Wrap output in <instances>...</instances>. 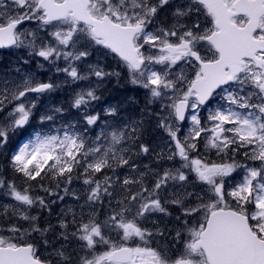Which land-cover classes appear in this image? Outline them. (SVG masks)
Here are the masks:
<instances>
[{
  "label": "snow or ice",
  "instance_id": "1",
  "mask_svg": "<svg viewBox=\"0 0 264 264\" xmlns=\"http://www.w3.org/2000/svg\"><path fill=\"white\" fill-rule=\"evenodd\" d=\"M0 49H28L73 83L96 79L73 97L72 107L84 110L83 125L33 129L12 154L23 186L0 173V190L13 201L0 204V216L28 225L0 227V264H264V0H0ZM93 57L94 64L86 63ZM106 57L166 113L156 114L157 129L167 134L160 150L138 144L141 153H154L155 168L139 171L129 163L144 134L142 120L104 122L95 139L88 136L87 126L100 120L88 114L97 88L120 77L105 70ZM61 60L63 68L56 66ZM60 86L21 68L0 74V149L30 125L41 97ZM202 110L210 127L202 124ZM63 112L48 107L39 121L55 123ZM116 113V106L106 109ZM202 136L216 160L201 156ZM124 166L135 176L117 175ZM81 169L86 198L79 212L61 209L56 246L46 235L55 226L41 227L31 212L51 214L67 195L79 201L68 186ZM160 214L174 226L151 219Z\"/></svg>",
  "mask_w": 264,
  "mask_h": 264
},
{
  "label": "rangeland",
  "instance_id": "2",
  "mask_svg": "<svg viewBox=\"0 0 264 264\" xmlns=\"http://www.w3.org/2000/svg\"><path fill=\"white\" fill-rule=\"evenodd\" d=\"M23 27L28 28V27H31V25H28V26L25 25ZM20 50L25 51V53L27 55H25V58H20L17 60V62H14L11 65L12 68H21V69H23L24 72L32 74L35 78L39 79L40 81H42L44 76H45L46 79H48V80L51 79L53 82H56V83L61 85L57 89L63 90L65 87H68L70 89V92H71V95H66V99L61 98L60 101L56 100V97H52V94L50 96L41 97L40 102L37 104V108L42 109L43 112L45 111L46 108L52 107V106L61 107L64 109V114H67V116L66 117L62 116L63 113L58 115L56 122L53 123V127L55 129L59 128L60 124L62 122L66 123L68 121H79L80 125H83V112H84V110H83V108H81V109L73 108L72 107V101H73L74 94L76 92H79L81 90H86V89H88L90 87H94L96 85L95 77H92L88 81H77V82L73 83L70 80V78H68L66 76V74H64L62 72H59V73L56 72L55 66L51 65L49 62L45 61L43 58L37 57L34 54L30 57L28 49H16L15 52H18ZM25 60L28 61L27 64L23 63V61H25ZM95 62H96V57H95V59L91 58V59L86 61V63H89V64H94ZM41 65H42V67H41ZM104 65L106 67L110 68L109 64L104 63ZM56 66L63 68L66 66V64L64 63L63 60H61V61L57 62ZM77 67L82 72V74L85 73L86 70H85L83 64H77ZM5 71L6 70L4 67H0V74H3ZM113 71L119 72L117 69V66H115L113 68ZM40 76H42V79L40 78ZM42 82H44V81H42ZM104 82H106V79L104 80ZM100 86L98 88H100ZM135 86H137L138 88H141L138 85H134V88H135ZM140 91L142 93V96H146L144 99L145 109L143 111V115L145 117H144L143 123L146 122V119L149 120L151 118H156L157 113H159L160 115H166V113L162 111V109L160 107V102L158 100H152L150 97V94L148 93L147 90L141 88ZM29 98L31 99L32 97L30 96ZM131 100H132V98L129 97L128 102ZM111 106L117 107V113L115 116H111V115L106 114V109H108ZM126 107H127V103H126V97L125 96H121L119 98H109V99L101 97L98 100L93 101L88 106V110L90 111L88 114L99 113L100 114V120H101V118H105V119H107L106 122L109 120H113V119L115 121L119 118L118 113L125 110ZM99 109L101 110L100 112L98 111ZM34 112H35V110H34ZM75 114H76V117L74 116ZM201 114H203L205 116V115H207V111L204 110L200 113V115ZM100 120H98L97 122L99 123ZM123 120H124L123 116L121 115L120 119L118 120L120 123H122L121 126L124 124ZM201 121H202V119H201ZM102 122L104 124V121H102ZM185 122H187L185 125L180 126V129H181L180 132L182 133L185 130L186 134H187L188 128L190 127V122L188 120H186ZM156 124H157V121L155 119L154 123L151 125V128L153 130H162V129H157ZM202 124L206 127H210V125L207 124L206 120ZM90 127L92 129H94L95 125H91ZM50 128H52V126H50ZM182 129H184V130H182ZM90 132L91 133L88 136L92 139H95L96 132H94V131H90ZM181 138H183V137H181ZM166 139H167V135L158 144H154V145L149 144V145L150 146H157L156 150L159 151L160 150L159 146L162 145L163 141ZM177 166H179V165H177ZM58 202H61V201H58ZM11 203H13L12 199L10 197L5 198L3 196V190H0V204H11ZM67 208H68L67 206H64L61 209H64L65 211H67ZM71 208H73L76 211L77 207L76 208L71 207ZM61 209H60V211H61ZM59 214L60 213H58V212H53L52 209H51V214H49V212L46 209L45 210H39V209L34 208L31 212V215H39L40 217L43 216L44 219H54L57 221H59ZM160 216H163V215L160 214V215H155L153 217H160ZM174 216L175 215H173V217ZM8 222H11V223H8ZM17 222H21V224H22L21 228H27L28 227L26 222L18 220L15 217L9 216L7 219H5L2 216H0V227H3L4 224H6L8 227H10L12 224L17 223ZM58 224H59V222H58ZM146 226L149 227V224ZM70 230H74V229L70 228ZM59 232H60V228L59 229L55 228L54 232H50V233L46 234L47 238L51 239L52 236H54V234L57 235ZM3 234L7 235L8 233L5 232ZM24 239H27V238L25 237Z\"/></svg>",
  "mask_w": 264,
  "mask_h": 264
},
{
  "label": "trees",
  "instance_id": "3",
  "mask_svg": "<svg viewBox=\"0 0 264 264\" xmlns=\"http://www.w3.org/2000/svg\"><path fill=\"white\" fill-rule=\"evenodd\" d=\"M124 74H125V76H124ZM120 81L122 82L123 86H118L117 82L114 84V82L112 81L109 88H106L104 91H105V93L107 92L106 96H108V97L115 96L118 98L120 95L125 96L127 107L125 108V110L118 113L119 118L117 120H115V121H114V119L109 120V121H107V123L110 125L117 126V127L121 126L122 123H120L118 121L120 119L121 115L123 116V119H124L123 123L124 124L131 121V120H142V121H144L145 116L143 115V111L145 109L144 99L146 96H142V93L140 91L141 88H138L137 86H135V88H134V85L129 82L128 74L126 71L123 72L122 77H120ZM59 91H60L59 93L55 92L53 94V97H56V100H58V101H60L61 98L66 99V95H71L70 89L68 87H65L63 90H59ZM102 93H103V91H102ZM129 97H131L132 100L128 102ZM98 111L100 112L101 110L99 109ZM89 112L90 111L88 110V113ZM39 116H40V114L38 112L34 113V116H33L31 123H30V129L31 128H37V127L46 128L44 126V123L43 124L40 123ZM62 116L66 117L67 114H64V112H63ZM74 116L76 117V114ZM101 120L106 122L107 119L101 118ZM101 120L99 121V123L97 122L94 129H92L90 126H87L88 135L91 133L90 131L96 132V135L100 132V130L103 126V122ZM147 121L148 120L146 119V122L143 123V125H144L143 136L140 138V140L137 142L136 145L132 146V151L134 154L132 155V158L129 161L130 164H133V163L136 164L138 166L139 171H145V169L143 167L144 165H148L149 167L155 168V167H157V162L154 158V153H151V152L147 153V154L141 153L139 151L138 144L139 143H147L150 145L158 144L166 136V133L163 130H158L155 132H148V129L150 127L148 125H146ZM111 130H112L111 128L105 129V131H111ZM10 146L13 147V153H14L18 147V144H15V146H13V145H10ZM124 146L128 147L127 144H125ZM199 147H201V145H199ZM13 153H12V151H10L8 159L7 158H4V159L0 158V165H4L6 167V169L11 171L10 177L12 180H15V182L18 186H23L24 185L23 178L21 177L20 174L14 172V170L12 169L11 164H10L11 156ZM200 154H201V156L207 157L208 159H211V160L217 159L216 156L209 155L207 153V151H204L201 148H200ZM166 166H167V164L164 165V167H166ZM81 173H82V169L77 170L75 175L79 176V179L74 178L72 184L68 186L70 191L74 190L76 195L79 196V198H80L79 201H77L71 195H67V196H65L63 201H61V202L57 201L56 204L51 205V209L53 212L60 213L61 212L60 209L64 206L76 208L78 204H83V202L86 198L88 186L84 185V183H83L84 176ZM135 173H136V170L129 169L128 166H124L123 168H117L116 169V174L119 175L121 178H123L126 175H131L134 177ZM107 174L112 175L113 173L111 171H108ZM97 178L102 179V175L97 174ZM42 183H44L46 187H49V186L54 187V181H51L48 178H45V180L42 181ZM31 184H32L35 195L45 196L46 200L48 199L46 194L41 189H39L37 187L36 182H31ZM63 187H64V185H61V189ZM60 194L63 195V192L61 191ZM76 211L79 212L78 207L76 208ZM176 211H178V210H176ZM103 215L104 214L102 212L101 213V219H103ZM66 219H71V216L69 215L68 217H66ZM55 222H57V223H55ZM58 222L59 221L54 220V219H44L43 216L40 217V221H39L41 227H47L48 224H51V225H54L55 228L59 229ZM14 224L17 227L22 226L21 222H17ZM56 238H55L56 246H59V244L62 243V241H59ZM73 246H75V242H73Z\"/></svg>",
  "mask_w": 264,
  "mask_h": 264
},
{
  "label": "flooded vegetation",
  "instance_id": "4",
  "mask_svg": "<svg viewBox=\"0 0 264 264\" xmlns=\"http://www.w3.org/2000/svg\"><path fill=\"white\" fill-rule=\"evenodd\" d=\"M6 170L4 168H0V173H2L3 175L6 174ZM151 219L153 220H157L161 223V225L163 226V224L166 222L169 226H174L175 224V221L173 220L172 217H163V216H160V217H152ZM149 227H152L151 224H149Z\"/></svg>",
  "mask_w": 264,
  "mask_h": 264
},
{
  "label": "bare ground",
  "instance_id": "5",
  "mask_svg": "<svg viewBox=\"0 0 264 264\" xmlns=\"http://www.w3.org/2000/svg\"><path fill=\"white\" fill-rule=\"evenodd\" d=\"M20 64V63H19Z\"/></svg>",
  "mask_w": 264,
  "mask_h": 264
}]
</instances>
